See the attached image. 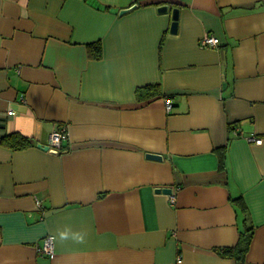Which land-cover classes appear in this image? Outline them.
Instances as JSON below:
<instances>
[{"label":"crops","instance_id":"crops-1","mask_svg":"<svg viewBox=\"0 0 264 264\" xmlns=\"http://www.w3.org/2000/svg\"><path fill=\"white\" fill-rule=\"evenodd\" d=\"M178 259L264 264V0H0V264Z\"/></svg>","mask_w":264,"mask_h":264},{"label":"built area","instance_id":"built-area-1","mask_svg":"<svg viewBox=\"0 0 264 264\" xmlns=\"http://www.w3.org/2000/svg\"><path fill=\"white\" fill-rule=\"evenodd\" d=\"M220 43L219 38L216 35H206L202 40L201 44L203 46H216ZM165 107L167 108L168 112H171L173 110V99L170 97H166L165 99ZM12 114V112H9ZM51 140L49 147L53 148H61L62 144L65 140L69 139L68 137V127L67 125L62 124L61 126L56 127V129L50 134ZM251 140L256 141L258 144L263 143V140L261 138L255 139L251 138ZM171 201H176V196L171 194ZM40 203V201H38ZM55 236L48 234L44 238L43 244L39 247L40 253L54 257L55 256ZM182 262V259H178V264Z\"/></svg>","mask_w":264,"mask_h":264},{"label":"trees","instance_id":"trees-1","mask_svg":"<svg viewBox=\"0 0 264 264\" xmlns=\"http://www.w3.org/2000/svg\"><path fill=\"white\" fill-rule=\"evenodd\" d=\"M95 45L93 51L90 50V54L91 56H93V58H100L101 57V53H102V50H100V43H93ZM92 45V46H94ZM91 46V44H90ZM153 86H156L158 89L160 88V86L157 84V85H153ZM141 88V87H140ZM141 91V90H140ZM2 140L11 145L13 148L15 149H20V148H24V147H27V146H30L32 144V141L25 137L24 135H22L21 133H10L4 137H2ZM252 237V229H249V234L246 235V244H245V247L247 248L248 244L251 242V238ZM242 245H239V249L240 250H244L242 247ZM237 249V247H231V248H226L224 249V252H227V253H232L233 250Z\"/></svg>","mask_w":264,"mask_h":264},{"label":"water","instance_id":"water-1","mask_svg":"<svg viewBox=\"0 0 264 264\" xmlns=\"http://www.w3.org/2000/svg\"><path fill=\"white\" fill-rule=\"evenodd\" d=\"M128 10L127 9H124L122 10L120 13L124 14L125 12H127ZM158 11H162V12H168V7L167 6H160V8L158 9ZM172 26H171V32H176L177 29H178V19H179V10L177 8H173L172 10ZM38 146L42 149H49V146L48 145H42L41 143L38 144ZM147 158H150V159H158V160H162L163 157L160 155V154H152V153H147ZM158 191H161V192H164V193H171L172 192V189L171 188H158L157 189Z\"/></svg>","mask_w":264,"mask_h":264},{"label":"rangeland","instance_id":"rangeland-1","mask_svg":"<svg viewBox=\"0 0 264 264\" xmlns=\"http://www.w3.org/2000/svg\"><path fill=\"white\" fill-rule=\"evenodd\" d=\"M49 146V145H48Z\"/></svg>","mask_w":264,"mask_h":264}]
</instances>
